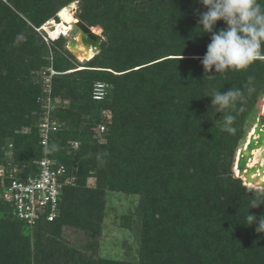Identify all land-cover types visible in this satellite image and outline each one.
<instances>
[{
	"label": "trees",
	"instance_id": "1",
	"mask_svg": "<svg viewBox=\"0 0 264 264\" xmlns=\"http://www.w3.org/2000/svg\"><path fill=\"white\" fill-rule=\"evenodd\" d=\"M79 1L80 19L90 20L89 24H93L90 22L96 17L102 19L108 35L100 54L87 57L79 53L88 61L86 65L69 68L70 75L76 76L75 80H60V74L52 77L53 96L69 101L68 108H59L58 117L66 119L70 129L61 132L58 129L51 134L49 144L55 142L60 148L50 156L66 165L74 181L63 187L57 217L51 222L42 219L29 226L12 214L9 204L2 198L8 169L13 168L5 166L6 175L0 177V210L4 203L17 223L0 218V264H49V259L52 264H59L55 262L61 259V251L56 246L63 244V228L83 230L94 238L99 229L93 217L103 207L100 195L106 189H115V182H120L123 190L132 183L136 186L134 190L143 194L151 193L159 182L157 188L164 195L173 193L174 187L183 180L204 194L215 192L212 190L214 180L222 183L215 187L224 195L229 194V181L238 183L222 166L226 157L232 156L240 133L238 130L234 134L218 131L214 123L221 122L222 117L214 121L202 113L200 104L207 83L215 87L222 85L225 90L231 88L232 81L240 80L246 84L248 68L227 70V73H217L209 79L204 76L200 60L193 59L202 58L204 54L176 52L185 45L198 50L206 39H210V34H201L197 27L198 17L194 14V9H206L196 0ZM102 2L105 7L114 6L117 10L113 17L107 14ZM70 3L73 0H0V163L7 138H13L14 162L22 176L32 172L35 162L43 156L36 129L34 135L16 132L35 123L41 111L42 88L35 72L49 65V61L36 28L51 18L57 19L59 9ZM216 27H223V22L218 21ZM92 31L104 40L105 34L100 29L93 28ZM62 39L59 37L53 42L61 43ZM132 53L136 56L133 60ZM101 54L115 55L120 62L118 65L108 63ZM98 61L106 63L97 65ZM252 65L264 66V60H257ZM53 67L59 68L57 64ZM78 77L80 81H77ZM222 77L225 79L223 84L220 82ZM96 79L108 84V93L100 101L91 97ZM103 106L112 110L113 118L103 121L107 123L105 133L97 137L101 118L97 114L89 115L92 107L98 111ZM56 132L59 133L54 139L52 135ZM76 137L84 141L77 148H66L67 141ZM29 159H33V163L20 166L27 164ZM209 161L214 164L210 167L214 171L205 168L204 164ZM248 166L246 160L247 169ZM188 168H192L191 173H187ZM199 175L214 179L209 182L210 187L200 182L203 177ZM92 176L96 178V189L87 187V179ZM239 188L240 191L235 190L230 196L234 201L240 199L244 191L242 186ZM182 191L185 189L180 188L178 193ZM198 195L187 201L199 215L205 213L200 209L206 199L204 201L203 195ZM150 204L143 205L140 211L143 238L151 241L142 246L137 262L95 256L91 259L85 254H78V258L90 260L87 264H264V234L256 232L257 224L248 225L239 238L234 235L232 240L228 239L230 233H225L223 240L218 228L210 230L203 225L205 219L195 223L194 231L186 233L189 223L185 218L171 212L168 215L171 210L156 216ZM197 214L190 212L187 218ZM250 214L264 216V205L253 208ZM20 225L38 231L49 230V238L46 236L45 241L36 234L35 240L31 241L18 230ZM89 245L94 253L96 242ZM71 256L69 259L74 262Z\"/></svg>",
	"mask_w": 264,
	"mask_h": 264
},
{
	"label": "rangeland",
	"instance_id": "2",
	"mask_svg": "<svg viewBox=\"0 0 264 264\" xmlns=\"http://www.w3.org/2000/svg\"><path fill=\"white\" fill-rule=\"evenodd\" d=\"M4 1V0H1ZM75 3L73 7V14L77 18L78 24L80 27L87 29L90 33H92L93 28L100 29L101 32L105 34L103 42L106 40L108 32L103 26V20L100 18H95V20H92L93 24H89V21H85L83 19H80V16H82V9H81V1L79 0H73ZM102 5L106 9L107 14L109 16L113 17L114 14L117 12V10L113 7L106 6L105 2H102ZM93 19V18H92ZM50 26V25H49ZM39 29V28H37ZM76 27H72V30L69 32V35L66 37H63L61 40V43H54L53 40L49 39L48 43L44 41L43 35H46L47 32L45 30H39L36 32L41 37L44 48L46 52L47 60L49 61V65L45 67H40L36 72V80L37 82L41 83V106H40V112H39V118L38 120L28 126L23 127L20 130H17L18 135H34V129H36L39 134L42 131V128L40 124L42 123L45 113H46V107H50V115L59 124L60 132L65 129H70V126L68 125V121L64 119L63 117H58V111L59 108H68V99H64L62 97H54L53 96V79L52 77L56 74H60V80L65 79H73L75 80L74 75H70V69H73L77 67L78 65L85 64L86 61H88L84 56L79 54L77 51H75L69 44H67L69 39H74L77 32ZM94 35L97 36L99 41V49L97 50V54H100L102 49V38L96 34L93 31ZM88 35V33H86ZM83 37L84 43L91 44L93 43V38L90 36ZM62 37V36H61ZM87 37V38H86ZM206 43H202L198 50H192L194 49L192 46L187 47L186 45L181 47L180 49L176 50L178 53H184V54H205L207 45L210 43V39L205 40ZM102 42V43H101ZM68 48V49H67ZM191 51H198V52H191ZM83 53V52H81ZM85 54V53H84ZM86 55V54H85ZM94 55V56H95ZM139 53H137V56ZM201 56V55H199ZM82 57V58H80ZM87 57H90L87 55ZM93 57V56H91ZM101 57H104L108 63H111L113 65H118L120 62L119 58L117 59L115 55L106 56L102 55ZM109 57V60H108ZM131 59L133 60L134 53L131 54ZM122 59V57H121ZM101 60V58H100ZM80 61H83L82 63ZM99 61L96 63L97 65L106 63ZM57 64L59 68H54L53 65ZM103 65V64H102ZM51 69L55 71L54 74L51 73ZM59 70V71H57ZM227 73V70L225 72H222L221 74ZM260 75V77H259ZM222 76V75H218ZM252 76L254 77V81L252 84V87L254 88V91L251 93L247 92V89L244 88V84L240 80L232 81L231 82V88H241L244 91L245 94V100L244 102L238 103L237 108L231 110V114L235 116V121L233 122V127L238 130L240 133V139L237 143V146L234 150V152L229 156L226 157L225 163L223 164V169L226 172H229L231 177L238 180V183H231V181L228 182L229 185V194L224 195L222 191L219 189H216L217 186H222V183L220 181L215 182L214 179L208 177L199 175L200 177H203L200 182H203L207 184V186L210 187L209 183L210 181L214 180V186L213 191L210 193H203V191H200L199 188H191L189 186V183L187 181L180 182L176 187L173 189V193L168 195H164L161 190L157 188V185L159 182H156V188L155 190L152 189V192L150 193H137L135 185L132 183L128 186L126 190L122 189V185L120 182H115V189H106L104 192L100 195V201L103 202V207L95 212V215L93 217V222L96 226H98V234L92 238L89 235L86 234L83 230H71L67 227L63 228L62 231V241L63 244H58L56 246L58 251L60 252V258L55 263L59 264H87L86 262H90V260H81L78 258V254H85L87 257H100L104 259H110V260H125L128 262H137L139 259L140 254L142 253L141 249L142 246L148 242L151 241L150 239L143 238V223H142V212L140 211L141 207L143 205L148 206V203H151L149 206L153 209L156 216H158V213L171 210L168 213L170 215V212L177 215L181 219H186L189 223L188 230L186 233H191V231H194L196 229L195 223L204 221V226H207L210 230H213L215 228H218V232L220 233V236L226 238L224 235L225 233H230L228 239L232 240L234 235H237L238 238L240 234L243 232V230L248 227L246 216L248 214V208H249V200H248V193L252 191L254 187H264V160H257L255 162L252 159V155L255 153V146L257 142V138L259 136V131L261 128L262 121L264 119V66L259 65H250L248 67V77ZM81 77V76H79ZM77 79V81H80V79ZM221 79V84L224 82L222 80H225L223 77ZM98 79L94 80L97 81ZM222 85L212 86L211 83L206 84V88L203 92L201 106H202V113L206 116H210L214 121L217 118H221V122L215 121L214 127L218 129V131H223V114L215 113V108H211V97H208V95L216 92V91H226L224 88H221ZM263 96V97H262ZM98 105V103H97ZM92 114L89 115L93 116L96 115L101 118L100 124H107L103 121H112L113 113L111 109L100 107L97 111L95 107H92ZM240 108H243V111H240ZM92 118V117H91ZM82 124H86L85 122H82ZM99 124V125H100ZM109 126V124H108ZM110 128V127H109ZM97 130V127L94 128V130ZM106 130V128H105ZM105 130L102 132H96L97 137L103 135L105 133ZM36 131V132H37ZM59 131V130H58ZM71 131H74L73 129ZM99 131V129H98ZM59 132L54 133L52 135L54 139H56V134ZM74 135V134H72ZM52 138V137H51ZM51 140V139H50ZM78 142H74V141ZM205 140V139H204ZM207 140V139H206ZM84 140L76 137L75 139H70L67 141L66 148L74 147L77 148ZM222 141V140H221ZM254 146V147H253ZM60 147L55 142H50L48 151L49 153H55L56 150H58ZM3 159L0 163V173H4L2 168L6 165L11 167H16L14 162V156H15V148L13 144V138H7L4 146H3ZM247 149L249 150V153L247 154ZM253 153V154H252ZM202 154V153H200ZM246 160L248 161V169L246 168ZM32 161V162H31ZM33 163V159H29L26 163H22L21 165H29ZM200 166V165H198ZM205 168L214 167V164L211 163V161L206 162L204 164ZM7 167V166H6ZM5 167V169H6ZM197 167V166H196ZM209 170V169H208ZM207 170V171H208ZM187 173L192 172V168H188ZM206 171V172H207ZM214 171V169L209 170ZM181 173V172H180ZM155 184V183H154ZM1 185V182H0ZM239 185L244 188L242 195L240 194V199L234 201L230 196L234 194L235 190H241L239 188ZM189 186V188L187 187ZM87 187L91 189H96V178L94 176L89 177L87 179ZM130 187V188H129ZM186 187L188 189H186ZM180 188H184L185 191H182L181 193H178ZM180 196H178V195ZM202 194L204 199V203L201 206L200 211H205V213H199L195 212L193 207L191 206L187 199L196 197L198 198L199 195ZM243 194H247V197ZM152 195V196H151ZM177 195V196H176ZM262 196H264V193H261ZM244 198V199H243ZM2 209L0 210V218L6 219L8 221H11L12 223H15L14 218L11 217V213L9 209L6 207L4 203H2ZM253 208L249 209V213H251V210ZM177 211L178 213L174 212ZM199 211V212H200ZM190 212H193L195 215H192L193 218L188 219L187 217ZM254 215V214H253ZM260 217V216H257ZM11 219V220H9ZM17 223V222H16ZM185 227V228H186ZM180 229V228H179ZM184 229V228H182ZM190 229V231H189ZM18 230L23 235L29 236L31 241L35 240V235H40L41 239L46 241L47 232L49 230H39L34 228H29L25 226H18ZM224 231V233H223ZM193 233V232H192ZM49 238V237H48ZM237 240V239H236ZM94 241V242H93ZM97 245L95 247V252L93 253L91 251V246L89 243H95ZM48 243V242H47ZM55 249V246H52ZM69 249L70 251H68ZM74 251V252H72ZM73 260H70L69 257H72ZM93 259V258H91ZM73 262V263H72ZM43 263V262H42ZM41 263V264H42ZM49 264H52L53 261H48Z\"/></svg>",
	"mask_w": 264,
	"mask_h": 264
},
{
	"label": "clouds",
	"instance_id": "3",
	"mask_svg": "<svg viewBox=\"0 0 264 264\" xmlns=\"http://www.w3.org/2000/svg\"><path fill=\"white\" fill-rule=\"evenodd\" d=\"M206 11L194 9L198 17L197 27L201 34H210V43L206 53L199 59L204 69V76L214 78L217 73L226 70H246L257 60H264V0H196ZM222 21L223 27L217 28V22ZM203 76V77H204ZM254 77L249 76L243 86L248 93ZM211 97V108L215 113L223 114V131L234 134L232 126L235 116L231 110L245 100L241 88H228L226 91H216ZM243 111V108H240ZM264 187H254L249 193V208L246 216L247 225L257 224L256 232L264 234V216L257 217L249 213L250 208L264 205Z\"/></svg>",
	"mask_w": 264,
	"mask_h": 264
},
{
	"label": "built area",
	"instance_id": "4",
	"mask_svg": "<svg viewBox=\"0 0 264 264\" xmlns=\"http://www.w3.org/2000/svg\"><path fill=\"white\" fill-rule=\"evenodd\" d=\"M37 31L39 29L36 28ZM63 33V32H62ZM62 37L68 36L66 33ZM60 37V36H59ZM59 37L43 35L44 41L55 40ZM51 73L55 71L51 69ZM108 93V84L97 81L93 84L91 97L93 100H103ZM50 107H46L45 117L40 124L42 131L39 134L40 145L43 147V156L35 162V169L22 176L16 167L8 169L7 183L2 187V198L9 204L12 214L19 220L35 225L39 220L53 221L57 217L60 196L64 186L73 184L74 176L68 171L65 164L50 156L48 151L51 134L59 129V124L50 115ZM106 125L100 124L99 131L105 130ZM4 177L6 169L2 168ZM19 170V171H18ZM4 183V181L2 182Z\"/></svg>",
	"mask_w": 264,
	"mask_h": 264
},
{
	"label": "bare ground",
	"instance_id": "5",
	"mask_svg": "<svg viewBox=\"0 0 264 264\" xmlns=\"http://www.w3.org/2000/svg\"><path fill=\"white\" fill-rule=\"evenodd\" d=\"M74 4L75 3L73 2L60 8L59 11L56 13L57 19H49L42 26L39 27V30H45L50 35V37H61L63 36V33L69 35V32L72 30V27L75 25V23L78 22L77 18L73 14V9L75 8L73 7L75 6ZM83 35V30L78 29L75 38L69 39L67 44H69L78 53L83 52L90 57L94 56L97 53L100 39L95 36L96 41L94 44H86L83 41ZM261 159L264 160V119L261 124L254 153V160L257 161Z\"/></svg>",
	"mask_w": 264,
	"mask_h": 264
},
{
	"label": "water",
	"instance_id": "6",
	"mask_svg": "<svg viewBox=\"0 0 264 264\" xmlns=\"http://www.w3.org/2000/svg\"><path fill=\"white\" fill-rule=\"evenodd\" d=\"M77 24H78V22L75 23L74 27H76L77 29H81V30H83V32H84L83 37L86 35V33L90 34V36L93 38V43H91V44H94L95 41H96V37H95V35H94L93 33H90L87 29H84V28L80 27V26L77 25ZM102 42H103V41H102ZM102 42H101V43H102ZM87 44H88V43H87ZM99 46H100V45H99ZM98 49H99V47H98Z\"/></svg>",
	"mask_w": 264,
	"mask_h": 264
}]
</instances>
